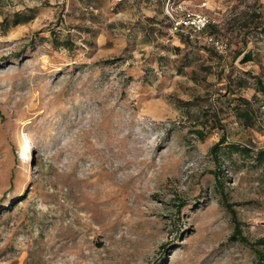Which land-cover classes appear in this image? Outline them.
<instances>
[{"label":"rangeland","instance_id":"374dc122","mask_svg":"<svg viewBox=\"0 0 264 264\" xmlns=\"http://www.w3.org/2000/svg\"><path fill=\"white\" fill-rule=\"evenodd\" d=\"M185 1L0 0V264H257L264 166L223 149H264L253 78L225 91L231 68L264 83V0ZM186 11L202 33L169 31Z\"/></svg>","mask_w":264,"mask_h":264},{"label":"trees","instance_id":"16d2710c","mask_svg":"<svg viewBox=\"0 0 264 264\" xmlns=\"http://www.w3.org/2000/svg\"><path fill=\"white\" fill-rule=\"evenodd\" d=\"M164 1H168L169 4H173V1H175V0H157V4L160 6V4H162ZM147 19L153 21L154 18L153 17H147ZM23 20H26V17L24 15H22L21 13L16 12L13 15V20H12L11 24L16 25V24L22 22ZM155 22L157 23L158 21L156 20ZM0 26H3L4 30L9 27L7 25V19L6 18L1 20ZM204 29H203V31H204ZM154 30H156V27H155V25H152L151 27H149L147 32L149 34L151 31H154ZM177 34L179 35V33H177ZM185 39H187V38H183L182 40H185ZM203 46H205V45H203ZM244 49L245 48L238 49L235 51L232 50L230 55H229L231 60L233 62L238 61L240 63L247 62V61L252 59V55L254 56L257 53L256 51L258 50V49L257 50H255V49L244 50ZM208 51L210 52V49H208ZM188 57H190L189 54L185 53L183 55V60L185 62H188V60H189ZM218 59H220V58L218 57ZM221 74H224V72L222 71ZM249 77L253 78V80L255 82V86H256L255 90L261 92L264 95V83L261 80L260 75H255L251 71H247V70L244 71L243 73H236V72H234L233 68H231L228 71V73L225 74V91L234 95L235 93L239 92L241 88H245L251 84L249 82ZM234 100L236 101L234 106H235V110H236V114H237L238 118L247 122L248 125H251L252 120H254V117L256 116V109H253L251 107L250 100L241 94L235 95ZM240 106H242L243 108H239ZM196 133L200 137L203 136V133L199 130H196ZM225 142H226V140L224 138V134H222L220 136L219 140L216 143L212 144L210 147L211 153H213L214 158L218 161H219V153L217 152V149H219L221 144H223ZM220 150H222V148H220ZM223 150L229 154H231L233 152L242 153L244 155H249V154L254 153L253 154L254 161L256 163L264 166V149H252L250 147L237 145L235 143H227L226 142ZM218 171H220L219 166H218ZM218 173L219 172H217L215 174L216 181L219 179ZM241 240L243 242H245L246 244H248L253 249L254 254H255L256 263L257 264H264V237L257 238L256 240L251 241V242H249L244 237H241Z\"/></svg>","mask_w":264,"mask_h":264},{"label":"built area","instance_id":"2783aa9c","mask_svg":"<svg viewBox=\"0 0 264 264\" xmlns=\"http://www.w3.org/2000/svg\"><path fill=\"white\" fill-rule=\"evenodd\" d=\"M208 22V18L205 15L186 11L183 19L171 21L169 31L175 33L182 31V28L188 27V29H192L193 33H202ZM195 38H198V36ZM202 39L204 43L210 44L218 52H225V46L212 36L204 35Z\"/></svg>","mask_w":264,"mask_h":264},{"label":"crops","instance_id":"0c3cea01","mask_svg":"<svg viewBox=\"0 0 264 264\" xmlns=\"http://www.w3.org/2000/svg\"><path fill=\"white\" fill-rule=\"evenodd\" d=\"M142 1H144V0H142ZM190 1V0H189ZM151 2H152V0H145L144 2H143V4H141V2L139 3H137V2H135L137 5H140V7H139V10L137 11V15H140L141 14V12H143V10L144 9H146V10H148L146 7H147V5H149V4H151ZM181 2H186L185 0H181ZM135 10H137V9H135ZM142 16L144 17V16H146V18L147 17H153L154 19H153V21L152 20H150V21H152V25H156L157 23L155 22L156 20L158 21V19H157V17L159 16L158 14H155V13H153V15H150V14H145L144 15V13H142ZM148 20V19H147ZM142 23V22H141ZM150 24V23H149ZM143 27H145V25H143ZM143 30H144V34L146 33H148L147 32V28H143ZM174 39V38H173ZM173 39H172V41H173ZM175 41L180 45V46H183V44H184V40H182V39H180V37H176V39H175ZM248 48L246 47L244 50H247ZM255 50H257V49H255Z\"/></svg>","mask_w":264,"mask_h":264}]
</instances>
